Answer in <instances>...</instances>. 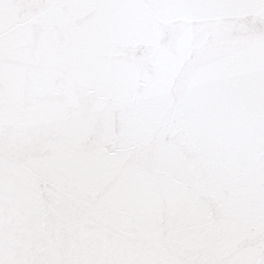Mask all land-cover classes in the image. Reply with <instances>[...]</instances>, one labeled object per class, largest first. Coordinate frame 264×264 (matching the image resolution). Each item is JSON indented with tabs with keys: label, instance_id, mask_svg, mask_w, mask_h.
Listing matches in <instances>:
<instances>
[{
	"label": "snow or ice",
	"instance_id": "snow-or-ice-1",
	"mask_svg": "<svg viewBox=\"0 0 264 264\" xmlns=\"http://www.w3.org/2000/svg\"><path fill=\"white\" fill-rule=\"evenodd\" d=\"M0 264H264V0H0Z\"/></svg>",
	"mask_w": 264,
	"mask_h": 264
}]
</instances>
